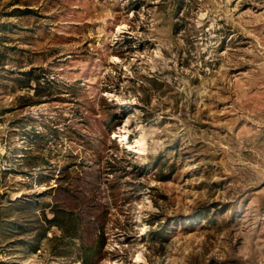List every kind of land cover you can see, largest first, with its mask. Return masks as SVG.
I'll return each instance as SVG.
<instances>
[{"label": "rangeland", "instance_id": "obj_1", "mask_svg": "<svg viewBox=\"0 0 264 264\" xmlns=\"http://www.w3.org/2000/svg\"><path fill=\"white\" fill-rule=\"evenodd\" d=\"M0 264H264V0H0Z\"/></svg>", "mask_w": 264, "mask_h": 264}, {"label": "bare ground", "instance_id": "obj_2", "mask_svg": "<svg viewBox=\"0 0 264 264\" xmlns=\"http://www.w3.org/2000/svg\"><path fill=\"white\" fill-rule=\"evenodd\" d=\"M141 141V140H140Z\"/></svg>", "mask_w": 264, "mask_h": 264}]
</instances>
